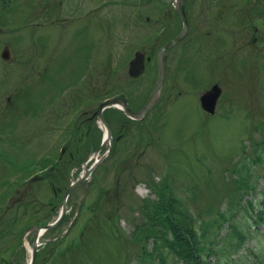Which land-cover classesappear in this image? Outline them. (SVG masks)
Masks as SVG:
<instances>
[{
  "label": "rangeland",
  "instance_id": "1",
  "mask_svg": "<svg viewBox=\"0 0 264 264\" xmlns=\"http://www.w3.org/2000/svg\"><path fill=\"white\" fill-rule=\"evenodd\" d=\"M184 7L188 32L169 51L155 106L142 120L104 112L111 152L71 191L63 222L41 235L34 264H155L138 252L175 235L180 246L194 242L182 208L193 216L187 223L202 218L211 235L213 211H224L219 245L200 264H258L264 215L249 206L264 205V170L237 165L264 139V0H185ZM181 26L173 0H0V264H28L35 227L58 215L69 182L100 156L98 105L118 95L134 109L144 104L156 52ZM136 50L148 60L132 78ZM213 84L222 92L208 114L199 96ZM160 194L180 238L163 236L160 208L149 221ZM247 218L253 226L234 248V229Z\"/></svg>",
  "mask_w": 264,
  "mask_h": 264
},
{
  "label": "trees",
  "instance_id": "2",
  "mask_svg": "<svg viewBox=\"0 0 264 264\" xmlns=\"http://www.w3.org/2000/svg\"><path fill=\"white\" fill-rule=\"evenodd\" d=\"M254 146L257 147L253 148L252 151L248 153L247 159L244 162H240L237 165V168L250 170V168L252 167L254 168L259 167L260 171L264 170V139L259 142H256ZM242 178L246 180L247 176L244 175L242 176ZM260 192L261 194L258 201L263 199L262 201L264 202V187L260 190ZM162 199H163V194H160V200L157 203V205L153 206V204H151V206H148L150 207V211L148 215L149 221L154 222L156 218L159 217L160 212H157L155 209L160 208L162 210L160 216L165 217V220L162 225L163 236L175 235V233L177 232V235H179L180 238V228L177 225L178 223L168 219L165 213L169 210V208L164 207ZM249 208L252 210H257L258 213L264 215V205L257 206L254 204V202H252ZM199 212L208 213L210 212V210H204ZM225 212H228L230 213V215H232L231 208L230 211H225ZM144 213H146V211H144ZM177 213L184 214L185 222H186L185 225H187L185 226V229H188V231L186 230V232L188 233V235L192 236V238L193 236H195L194 242L192 241L188 242L186 239L185 243H183V245L180 246L179 240H177L176 235L175 238L171 240H167L168 242H163V239H160L156 242V245L151 251L143 250L138 252L141 253L139 257L144 258L145 260L154 261L156 262L155 264H164L165 262H163V260L168 261L170 258L174 260V264H179V259L183 260L182 264H200L201 261H205L207 258H209V255L212 253L210 248L211 245H219V238L215 233H216V228L220 225L221 216L224 214V211H219V210L213 211L214 213L213 225L215 226L214 235H211L212 233L209 231L210 226L204 224L205 220H203L202 218L200 219V221H198L193 225H190L191 223L190 224L187 223V219H189V216H192L189 209L185 210L182 208ZM154 215L155 217L152 220V216ZM247 219L248 222H251L249 218ZM252 226L253 224L251 222L248 223L246 227L234 229L236 240L235 242L230 240L232 247L236 248L237 245L242 243V239L243 238L245 239L248 236V231ZM159 233L161 232L155 230V234H159ZM221 240L223 241V243L225 242V239L223 237H221ZM220 250L222 249L220 248ZM215 252L219 253L217 250H215ZM257 257H258L257 263L264 264V248L258 253ZM156 258H158L159 260L156 261ZM254 260H255V256H254ZM254 260L252 259V261ZM254 263L256 262L254 261Z\"/></svg>",
  "mask_w": 264,
  "mask_h": 264
},
{
  "label": "water",
  "instance_id": "3",
  "mask_svg": "<svg viewBox=\"0 0 264 264\" xmlns=\"http://www.w3.org/2000/svg\"><path fill=\"white\" fill-rule=\"evenodd\" d=\"M176 9L179 12L182 20H183V27L182 30L179 32V34L172 39L171 41H169L163 48H161L158 52H157V63H158V67H159V75H158V79L156 81V84L151 92L150 97L148 98L147 102L145 103V105H143V107L139 110H131L129 108H127L126 106V102L123 100V106L124 109L126 111V114L130 117H143L150 109L151 107L154 105V103L156 102V98L157 95L159 93V90L162 86V83L164 81L165 78V60H166V53L165 50L167 49V47L175 44L176 42H178L180 39H182L184 37V35L186 34L187 28H188V23H187V18H186V14L184 11V0H177V4H176ZM136 63V60L131 61V67ZM141 72H135L133 73V75H138ZM221 93V89L217 84H214L211 89H209L208 91L202 93L200 95V103L201 106L204 110H206L209 113H214L215 111V107H216V103L218 100V97ZM122 99L120 98H109L106 99L98 108V110L96 111V114L99 116V118L101 119V121L105 124V127L107 128V132L108 135H111V131L110 128L108 127L107 123L105 122L103 116H102V109L105 107H117V103H121ZM98 163V161H97ZM97 163H95L93 166H91V168L82 176L79 177L78 181L76 183H79L80 181L85 180L88 176H90L92 174V172L94 171V169L97 167ZM75 183V182H74ZM74 183L71 184L64 195L63 198V202H62V209L60 211L59 216L51 223H48L45 226H37L35 227L34 230V240H33V244H32V249H31V258L28 262V264H34L35 260H36V252H37V240L38 237L40 235V232L43 229H51L52 227L56 226L64 217V214L66 212V206H65V199L68 195V193L71 191L72 187L74 186Z\"/></svg>",
  "mask_w": 264,
  "mask_h": 264
},
{
  "label": "flooded vegetation",
  "instance_id": "4",
  "mask_svg": "<svg viewBox=\"0 0 264 264\" xmlns=\"http://www.w3.org/2000/svg\"><path fill=\"white\" fill-rule=\"evenodd\" d=\"M171 48H173V47H171ZM170 48V49H171ZM170 49H169V51H170ZM141 52H142V55H143V58H144V63H145V67H144V70H145V68H146V61L148 60L147 59V57H146V53H145V51H143V50H140ZM169 51H168V54H167V59H168V56H169ZM135 53V52H134ZM134 55V54H133ZM9 56H10V52H9V49L8 48H5L4 50H3V52H1V58H3V59H5V60H8L9 59ZM144 70H143V72H144ZM143 72H142V74H143ZM128 73V72H127ZM141 74V75H142ZM166 74H167V60H166ZM141 75H139V76H141ZM138 76V77H139ZM131 77V76H130ZM138 77H132V78H138ZM118 96H121V97H124V96H122V95H118ZM127 98V97H126ZM129 103V102H128ZM130 104V103H129ZM136 108V107H135ZM96 114L94 113V116H95ZM69 196H70V194H69ZM68 196V197H69ZM42 235V234H41ZM41 237V236H40ZM39 241H40V238H39Z\"/></svg>",
  "mask_w": 264,
  "mask_h": 264
},
{
  "label": "bare ground",
  "instance_id": "5",
  "mask_svg": "<svg viewBox=\"0 0 264 264\" xmlns=\"http://www.w3.org/2000/svg\"><path fill=\"white\" fill-rule=\"evenodd\" d=\"M103 130H104V136H103V137H104V139H105V137H106V131H105L104 127H103ZM106 141H108V140H106ZM95 155H97V153H96V152H95ZM96 158H97V156H96ZM168 189H169V188H168ZM42 232H43V231H42ZM42 232L40 233V235H39V238H40V236H41ZM26 242H27V241H26ZM38 242H39V240H38ZM27 243H29V242H27ZM27 247H28V249H29V252H30V251H31V247H32V246L28 244V246H27Z\"/></svg>",
  "mask_w": 264,
  "mask_h": 264
}]
</instances>
